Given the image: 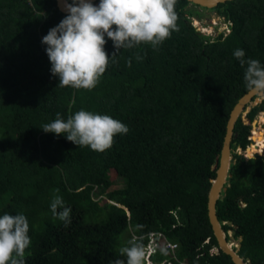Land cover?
I'll list each match as a JSON object with an SVG mask.
<instances>
[{
	"label": "trees",
	"instance_id": "16d2710c",
	"mask_svg": "<svg viewBox=\"0 0 264 264\" xmlns=\"http://www.w3.org/2000/svg\"><path fill=\"white\" fill-rule=\"evenodd\" d=\"M194 5L177 0L180 31L158 49H121L87 90L59 87L51 73L42 38L68 15L57 0H0V215L28 219L26 264L126 261L119 249L133 238L145 244L151 232L176 242L178 259L169 250L166 255L171 264H234L225 252L210 249L217 240L207 194L229 112L248 90L246 65L234 52L242 49L245 59L264 65V0L210 7L230 20V31L214 38L192 23L190 15H202ZM105 39L111 57L116 49ZM81 109L110 115L130 130L98 152L41 128L57 113L67 120ZM263 109L264 98L248 118ZM249 129L239 115L231 147L250 143L247 153L262 155L233 150L216 213L226 232L235 229L237 253L249 264H264V149H252L256 138L252 128L251 142ZM116 188H122L116 201L104 196ZM57 195L71 208L69 224L53 216ZM163 256L157 248L152 258Z\"/></svg>",
	"mask_w": 264,
	"mask_h": 264
},
{
	"label": "clouds",
	"instance_id": "9594fccd",
	"mask_svg": "<svg viewBox=\"0 0 264 264\" xmlns=\"http://www.w3.org/2000/svg\"><path fill=\"white\" fill-rule=\"evenodd\" d=\"M95 1L99 0L68 1V15L42 38V43L47 45L51 73L59 77V87L92 90L100 82L110 61L116 62L121 49H134L142 44L158 49L173 32L180 31L175 7L177 0H100L98 5L94 4ZM223 18L230 24V20ZM223 31L226 34L230 29ZM105 36L112 40L116 49L111 57L105 51L108 42ZM234 56L242 67L246 65V88L264 95V65L257 59H245L242 49L235 50ZM136 59L143 57L137 54ZM128 66H131V58ZM41 128L58 136L64 134L68 141L79 147H90L98 152L110 149L117 134H127L130 130L110 115L83 109L69 115L67 120L57 113L54 121ZM50 207L54 217L65 224L71 223V208L65 207L61 196H55ZM140 228L142 226L137 225V229ZM29 230L25 215H0V264H26V249L31 245ZM145 244L143 238L130 239L127 246L119 249V255L126 257V261L116 259L109 264H158L151 256L157 248L161 254H168L165 247ZM213 248L217 249L216 246L210 249Z\"/></svg>",
	"mask_w": 264,
	"mask_h": 264
},
{
	"label": "water",
	"instance_id": "95a60500",
	"mask_svg": "<svg viewBox=\"0 0 264 264\" xmlns=\"http://www.w3.org/2000/svg\"><path fill=\"white\" fill-rule=\"evenodd\" d=\"M94 0H91V2ZM191 3L203 6V7H213L217 5L219 2H223L225 0H189ZM69 3L68 0H57L58 7L65 13L67 12L66 4ZM256 92L247 90L244 92L234 103L232 106L227 122L225 134L223 136L222 145L220 149V153L216 157V162L212 165L215 169V176L211 179V185L207 194V215L209 222L211 224L213 234L217 240L216 248L225 252L229 255L231 261L234 264H249V260L246 257H242L237 253V247L240 246V243L237 245H232L234 238L235 229L232 228L231 232H226L222 227V222L217 216L216 213V202L217 199L221 197V191L227 188L226 181L227 177L230 175V164L233 158V149L231 147L232 136L236 134L234 132V125L244 110V107L252 100V98L256 95ZM254 118L252 122H255ZM247 147V146H246ZM232 223L231 220L228 221ZM228 235V236H227Z\"/></svg>",
	"mask_w": 264,
	"mask_h": 264
},
{
	"label": "rangeland",
	"instance_id": "374dc122",
	"mask_svg": "<svg viewBox=\"0 0 264 264\" xmlns=\"http://www.w3.org/2000/svg\"><path fill=\"white\" fill-rule=\"evenodd\" d=\"M98 5V4H97ZM194 8L201 11L202 15L201 17H197L196 15H190V19L192 23L199 29L205 26V31L204 33L209 35L210 38H214V36L220 31V30H229L230 26L228 21H225L222 15H219L215 10L210 9V7H203L200 5H194ZM264 98V95L256 94L252 100L247 104L246 108L241 112V119L243 121V125L245 126H250V135L249 137L252 139L251 134H252V128L254 132V136L256 138L255 142L253 143L254 145L252 148L257 151V150H262L264 149V109L259 110L258 113L255 115V122H252L247 116V112L249 111L250 107L261 102V100ZM253 140V139H252ZM233 150L238 151L240 153H243L246 156H257L261 155L258 152H254L252 155L248 154L246 151V147L242 148V146L237 145L236 147L233 148ZM64 161H62L63 164ZM118 184V183H117ZM118 185H122L121 183ZM117 185V186H118ZM122 191V188H116L113 190H109L106 193H104V196H106L110 201H116V197L119 195V193ZM101 200L100 197H97V200ZM243 204V203H242ZM228 232H231V229H228ZM233 244L232 245H237L238 239L237 238H232ZM214 250V248H213ZM161 258H166V255H164ZM160 260V259H156Z\"/></svg>",
	"mask_w": 264,
	"mask_h": 264
},
{
	"label": "built area",
	"instance_id": "2783aa9c",
	"mask_svg": "<svg viewBox=\"0 0 264 264\" xmlns=\"http://www.w3.org/2000/svg\"><path fill=\"white\" fill-rule=\"evenodd\" d=\"M94 4L97 5V4H99V2L95 1ZM204 29H205V26L201 28L202 31H204ZM150 243L153 244L154 246L158 245V246H162V247L167 248V250H169L171 252L172 256L175 259H178L177 254L175 252V246H176L175 243L176 242L168 240L161 232H158L157 234L155 232H151L149 239H148V242H146L145 245L147 246ZM151 256H150V258H151ZM164 262H166V264H171L170 259H167V258H161L160 260H157L158 264H163ZM178 264H187L186 259L179 260Z\"/></svg>",
	"mask_w": 264,
	"mask_h": 264
},
{
	"label": "bare ground",
	"instance_id": "6f19581e",
	"mask_svg": "<svg viewBox=\"0 0 264 264\" xmlns=\"http://www.w3.org/2000/svg\"><path fill=\"white\" fill-rule=\"evenodd\" d=\"M253 145H254V144H252V146H253ZM252 146H251V147H252ZM252 149H253V148H252ZM253 150H254V149H253Z\"/></svg>",
	"mask_w": 264,
	"mask_h": 264
},
{
	"label": "flooded vegetation",
	"instance_id": "af4514ba",
	"mask_svg": "<svg viewBox=\"0 0 264 264\" xmlns=\"http://www.w3.org/2000/svg\"><path fill=\"white\" fill-rule=\"evenodd\" d=\"M69 1V0H68Z\"/></svg>",
	"mask_w": 264,
	"mask_h": 264
}]
</instances>
